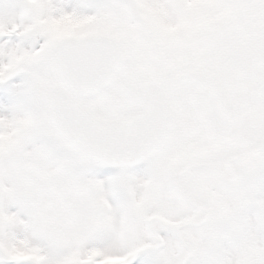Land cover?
Masks as SVG:
<instances>
[{
	"label": "snow or ice",
	"instance_id": "1",
	"mask_svg": "<svg viewBox=\"0 0 264 264\" xmlns=\"http://www.w3.org/2000/svg\"><path fill=\"white\" fill-rule=\"evenodd\" d=\"M0 264H264V0H0Z\"/></svg>",
	"mask_w": 264,
	"mask_h": 264
}]
</instances>
